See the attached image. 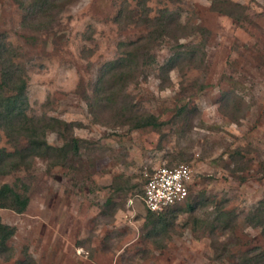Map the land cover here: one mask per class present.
<instances>
[{"label":"rangeland","instance_id":"1","mask_svg":"<svg viewBox=\"0 0 264 264\" xmlns=\"http://www.w3.org/2000/svg\"><path fill=\"white\" fill-rule=\"evenodd\" d=\"M231 1L235 17L210 0H147L150 18L168 7L188 25L176 41L167 29L140 51L155 61H139L116 101L164 124L134 129L107 108L95 117L85 95L103 64L118 57L119 43L149 37L148 23L134 21L140 0H68L50 14L47 6L0 0V44L15 49L26 72L29 115L74 123L79 144L54 165L35 157L0 175V186L24 184L29 197L22 213L0 207V221L15 228L0 264H234L264 248L260 229L245 221L264 200V0ZM125 2L134 20L117 22ZM192 45L201 49L192 66L162 78L159 66L174 47ZM46 141L61 146L64 136L48 131ZM10 144L1 133L0 146ZM181 163L191 169L188 197L170 207L178 214L166 219L167 229L151 233L135 196L141 170ZM219 208L229 214L225 229L215 220Z\"/></svg>","mask_w":264,"mask_h":264},{"label":"trees","instance_id":"2","mask_svg":"<svg viewBox=\"0 0 264 264\" xmlns=\"http://www.w3.org/2000/svg\"><path fill=\"white\" fill-rule=\"evenodd\" d=\"M14 1L20 5L28 2L31 5L47 6L43 11H55L57 13L68 2V0ZM168 1L176 3L181 0ZM210 1L213 10L222 12L230 17H235L232 11L233 6L237 5L236 3L234 4L231 0ZM146 3L147 0H140L138 3L141 11L140 16L138 20H134V18H129L130 14L132 17L133 12L130 11L128 3L125 2L122 7V17L118 16L116 20L117 22L134 20L148 23L151 28L149 37L143 38L145 40L141 42H139L141 40L139 39L134 42L119 43L117 45L118 57L103 64L93 85L92 95H85V98L89 110L95 117L99 115V112L107 108L115 114V118L121 123L130 125L134 129L142 127L160 129L164 122L159 121L155 115L132 112L127 106L128 104L125 101L122 102L123 99L118 102L116 101L117 97H125L124 89L129 82L135 79L141 67H143L139 61L144 62L145 65L155 61L150 53L147 52L143 55L140 54V51H144L148 46H152L155 43L154 40L157 34L159 35L158 38L162 36L161 33L166 32L168 34L167 29L171 33L167 37H171L176 41L180 37L178 36L181 33L179 31L188 25V22L184 25L180 23L181 14L179 11H172L168 7H164L159 11V17L150 18ZM171 28L176 34H172ZM153 30L154 33H152ZM148 41L150 43L147 45ZM200 50V45H192L187 48H181V46L174 47L172 54L166 62L159 66L161 77H166L167 79L171 69H182L184 63L192 66V61ZM15 56L16 51L14 48L0 44V142L2 133L7 138V141L11 143L9 150L0 146V175L9 174L23 167H29L35 157L47 159L50 165H54L56 162L66 159L69 154L78 153L79 148L77 138L70 132L75 125L74 123L45 115L39 118L29 115V103L26 96V72L14 62ZM177 111L180 114L183 113V110ZM55 130L64 136V142L61 146H52L46 141V133ZM142 182L143 180L141 179L139 181L140 186ZM22 186L23 190H19L10 184H2L0 186V207L9 208L17 213L24 212L28 205L29 197L26 193L27 186L24 184ZM139 192L141 191L139 190ZM170 207L172 206L164 207L160 211H147V223L151 224V233H161L159 227L162 225L167 229L169 224L166 219H169L171 223L175 221L178 213L171 210ZM189 208L192 207L190 206ZM223 214L229 215L228 212H223L222 208H219L216 211L217 217L215 220L222 223V227L225 229L229 226V222H222L225 218ZM245 221L248 225L259 228L264 237V200L260 202L255 210L245 215ZM14 233L15 228L13 226L0 221V251H9L6 243ZM148 236H151V234H148ZM234 264H264V248H255L253 251L240 254L236 257Z\"/></svg>","mask_w":264,"mask_h":264},{"label":"built area","instance_id":"3","mask_svg":"<svg viewBox=\"0 0 264 264\" xmlns=\"http://www.w3.org/2000/svg\"><path fill=\"white\" fill-rule=\"evenodd\" d=\"M141 179V192L135 195L136 200L147 210L160 211L164 207L182 202L188 196L192 175L186 164H163L144 166ZM133 201L134 198H129V203Z\"/></svg>","mask_w":264,"mask_h":264}]
</instances>
